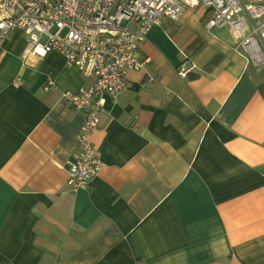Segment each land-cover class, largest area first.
<instances>
[{"label":"crops","instance_id":"obj_1","mask_svg":"<svg viewBox=\"0 0 264 264\" xmlns=\"http://www.w3.org/2000/svg\"><path fill=\"white\" fill-rule=\"evenodd\" d=\"M207 17L199 6L149 31L143 70L106 98L91 138L102 167L75 192L85 116L63 97L94 81L58 52L25 66L26 37L10 34L0 46V264H264V66L234 52L228 31L209 34Z\"/></svg>","mask_w":264,"mask_h":264},{"label":"built area","instance_id":"obj_2","mask_svg":"<svg viewBox=\"0 0 264 264\" xmlns=\"http://www.w3.org/2000/svg\"><path fill=\"white\" fill-rule=\"evenodd\" d=\"M199 6L207 9L209 34L228 31L234 52L256 70L264 66V0H0V46L12 32H21L27 40L20 57L25 66L58 52L94 81L63 97L85 116L70 164V190H89L102 167L91 138L106 98L116 99L127 89L129 73L143 70L140 45L149 31L163 18L177 22ZM187 72L182 65L178 74L186 78ZM52 88L51 81L45 83V91Z\"/></svg>","mask_w":264,"mask_h":264}]
</instances>
